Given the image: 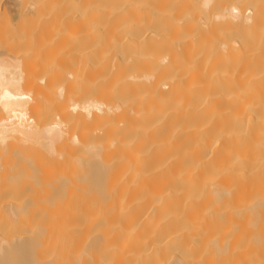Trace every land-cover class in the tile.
<instances>
[{
    "label": "bare ground",
    "instance_id": "obj_1",
    "mask_svg": "<svg viewBox=\"0 0 264 264\" xmlns=\"http://www.w3.org/2000/svg\"><path fill=\"white\" fill-rule=\"evenodd\" d=\"M0 264H264V0H0Z\"/></svg>",
    "mask_w": 264,
    "mask_h": 264
},
{
    "label": "snow or ice",
    "instance_id": "obj_2",
    "mask_svg": "<svg viewBox=\"0 0 264 264\" xmlns=\"http://www.w3.org/2000/svg\"><path fill=\"white\" fill-rule=\"evenodd\" d=\"M233 11H236L235 9H233Z\"/></svg>",
    "mask_w": 264,
    "mask_h": 264
}]
</instances>
